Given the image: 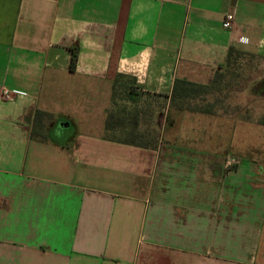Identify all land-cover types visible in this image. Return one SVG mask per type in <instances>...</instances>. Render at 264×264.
Returning <instances> with one entry per match:
<instances>
[{
    "label": "crops",
    "instance_id": "crops-1",
    "mask_svg": "<svg viewBox=\"0 0 264 264\" xmlns=\"http://www.w3.org/2000/svg\"><path fill=\"white\" fill-rule=\"evenodd\" d=\"M230 50L264 57V0H0V264H264V164L105 130L116 75L169 97Z\"/></svg>",
    "mask_w": 264,
    "mask_h": 264
},
{
    "label": "rangeland",
    "instance_id": "rangeland-1",
    "mask_svg": "<svg viewBox=\"0 0 264 264\" xmlns=\"http://www.w3.org/2000/svg\"><path fill=\"white\" fill-rule=\"evenodd\" d=\"M216 79L210 92L171 103L166 96L136 92L129 78L116 75V100L107 115L124 121L116 135L136 127L153 147L185 149L194 160L221 164L225 175L243 161L264 164V57L232 54Z\"/></svg>",
    "mask_w": 264,
    "mask_h": 264
},
{
    "label": "trees",
    "instance_id": "trees-1",
    "mask_svg": "<svg viewBox=\"0 0 264 264\" xmlns=\"http://www.w3.org/2000/svg\"><path fill=\"white\" fill-rule=\"evenodd\" d=\"M239 52H235L230 50L227 59L225 63L229 62L230 57L232 54H236ZM242 54V53H241ZM76 62V54L75 52H72L71 56V64H70V70H73V67ZM221 67V66H220ZM218 68V70L220 69ZM218 70L214 74V77L212 81L209 84H196L180 79H176L173 83L171 93L168 98H170L171 103H174L176 101H181V102H186L189 99L195 98L196 96L199 95V92H210L212 90V87L214 84L218 83V80L216 79L218 75ZM122 76V75H121ZM126 77V76H124ZM128 78V77H127ZM130 79V78H129ZM131 85L133 84V80L130 79ZM115 92V91H114ZM113 92L112 100L113 103L115 102V94ZM134 103V102H132ZM41 114L39 112H36L35 117H39ZM137 126V123L135 124ZM124 126V121L117 116L114 113H110L107 115V118L105 120V130L107 131H114L116 128H121ZM109 139L113 142L121 143V144H127V145H132V146H137L140 148H152L153 146L145 140V138L139 134V132L136 130V127L132 130V132L126 133V134H121V135H112L109 137ZM234 167V166H232Z\"/></svg>",
    "mask_w": 264,
    "mask_h": 264
},
{
    "label": "built area",
    "instance_id": "built-area-1",
    "mask_svg": "<svg viewBox=\"0 0 264 264\" xmlns=\"http://www.w3.org/2000/svg\"><path fill=\"white\" fill-rule=\"evenodd\" d=\"M233 23H234V16L232 13H226L223 15L222 21H221V26L223 29H231L233 27ZM17 95H24L23 92H18V91H9L5 88H2V90L0 91V98L3 101H11L14 96ZM232 168V165H231Z\"/></svg>",
    "mask_w": 264,
    "mask_h": 264
}]
</instances>
